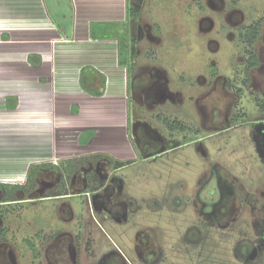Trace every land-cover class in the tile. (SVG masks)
Wrapping results in <instances>:
<instances>
[{"label":"rangeland","instance_id":"obj_1","mask_svg":"<svg viewBox=\"0 0 264 264\" xmlns=\"http://www.w3.org/2000/svg\"><path fill=\"white\" fill-rule=\"evenodd\" d=\"M8 1L0 10L17 19L0 18V33L10 29L17 51L45 46L56 59L46 83L28 75L39 91L33 101L0 110V182L24 183L33 163L57 168L41 169L30 193L0 203V264H264V0H129L139 13L123 37L129 96L126 80L121 93L109 88L101 98L109 117L78 87L84 119L51 79L62 87L66 73L91 61L126 69L119 42L55 45L29 0ZM39 1L72 36V0ZM85 44L90 54L78 50ZM93 127L97 136L83 143L80 133ZM126 131L135 155L115 169L97 146L117 147Z\"/></svg>","mask_w":264,"mask_h":264},{"label":"crops","instance_id":"obj_2","mask_svg":"<svg viewBox=\"0 0 264 264\" xmlns=\"http://www.w3.org/2000/svg\"><path fill=\"white\" fill-rule=\"evenodd\" d=\"M8 2L10 3V0ZM72 2H73V7L75 9L74 24H73L74 28L72 30L73 32L72 36H62L60 34V32L48 19L44 10L43 2L41 4L39 0H29L28 5L29 8L36 7L39 10L37 11V13L43 18L42 21L43 24L45 25L44 30L46 31L47 34H49V36L53 39V41H55V45L60 38L65 39L67 42H73V41L78 42L81 40L109 42L111 44L114 41L119 42L116 38H106V39L92 38L91 24L93 22L121 23L125 21L127 19V11H128L127 7L129 0H72ZM124 10L125 12H123ZM3 15L5 17H1ZM97 15L99 17H97ZM16 17L17 16L14 11H11L9 9L6 12L0 10V18H12L11 20H14L17 19ZM9 32L10 29L8 30L4 29L3 32L0 33V38H5V40H2L3 42L0 43V92L4 93V97L2 99L0 98V110L16 111L23 109L26 105V102L33 101V99H35V98L31 99L30 96L32 97V95H38L39 91L32 90L31 83L33 82V80H31L32 77L28 79L29 78L28 75L29 76L33 75V79H35V85L36 83H46V81H48L47 80L48 75L52 76V69H53V65H55L54 61L56 59L55 58L56 51L53 49H49L48 47L45 46H36V45L27 46V48H25L23 52L17 51V48L13 44L9 43L10 41L6 39L7 37H9ZM72 46L73 45L71 46L69 45V48L66 47L65 49L62 50L63 57L65 53L71 52L70 49L73 48ZM78 48L79 51L87 48V53L90 54L89 45L87 44H85L84 46L80 45ZM106 48L111 49L113 48V46L110 45L109 47L107 46ZM17 53H20L19 57L16 56ZM117 57L119 64V47H118ZM17 58H18V62L22 65L23 69L21 70L25 71L24 77L20 75L17 76L18 72L14 66L15 63L17 62L16 60ZM102 65L103 64L91 61L87 64H83L77 71V74L71 72V76H70V73H66L67 76L65 75V78H63V80H65L64 84H66V80L68 81L67 84L68 86L67 85L63 86L64 85L63 84L62 87L61 86L55 87V81L51 79V85L54 86V90L66 89L65 90L66 92L72 94L73 97L72 99L74 100V104L71 106L70 112L73 115L81 112L80 115L83 116L84 119V111L85 114H87L86 109L84 110V108L80 107L82 106L81 101L83 100L84 97L80 93L79 88H81L86 93L90 94L92 97L97 98L96 102H98V105L101 108L99 110H102V112L103 111L106 112V114L109 115V117L112 115V113L109 112L112 111L109 108L110 103H108L106 99H101L107 95L109 88L110 87H111L110 89L115 88V93H117L116 89L119 91V93H121V89L124 85V81L126 80L128 96H129V88L131 86L129 82L130 72L127 69V67L119 64V66L125 67L126 69H116L115 65H113L112 67L114 69H104ZM104 79L106 80V90H104L105 86L103 85ZM98 84L100 85V87H98ZM46 86L50 87V85L48 84ZM96 91H103V94L95 95L94 93H96ZM128 96H127V106L130 103L129 102L130 99L128 98ZM14 98L18 99V102L16 104ZM37 100H34V102H38ZM84 106L85 105H83V107ZM128 112H129V108H128ZM119 114H120L119 116H122L121 111L119 112ZM91 118L93 117L90 118L85 117V120L88 121ZM93 119L97 120L98 118L95 117L94 115ZM96 136H97V128L90 130L84 129L80 133L81 141L87 144L88 143L91 144V142H93ZM127 137L128 138L126 139V137L121 136L119 141L116 140L118 141L117 147H112L113 146L112 143L109 142L106 143L108 144L107 146L103 144L97 146L96 151L103 152L107 156L114 159L131 160L135 155L134 153L135 151L129 139L128 132H127ZM33 164H42V163H33Z\"/></svg>","mask_w":264,"mask_h":264},{"label":"trees","instance_id":"obj_3","mask_svg":"<svg viewBox=\"0 0 264 264\" xmlns=\"http://www.w3.org/2000/svg\"><path fill=\"white\" fill-rule=\"evenodd\" d=\"M127 21L125 23H118V22H93L91 24V37L95 39H106V38H116L119 41V64L122 66L127 67L129 72L133 71V67L130 64L129 60V51L126 50L124 47L125 38L126 41L129 40L127 36V32L129 31V24L130 20H136L139 17V13L135 11L131 5L128 3L127 7ZM120 24V25H119ZM115 25L117 26L115 28ZM111 26H114L112 30H110ZM124 26V36L119 32V27ZM120 34V35H119ZM122 36V37H120ZM247 38L250 42H252L258 36V29L257 27H253V30L250 31L247 35ZM124 37V38H123ZM253 63L252 65H256L258 57L257 54L253 53ZM103 85L106 86V80H103ZM95 95H102L103 91H96ZM15 104L18 102L17 98H14ZM132 161H120L118 162V166H123L126 164L131 163ZM43 168H57L56 165L51 163H42V164H32L29 168L27 173V177L24 183H4L0 182V191L3 190V195L0 197V203L2 202H13L17 201V192L22 191L24 194L30 193L31 190L35 187L34 178L37 177L39 171ZM56 195V194H53Z\"/></svg>","mask_w":264,"mask_h":264},{"label":"flooded vegetation","instance_id":"obj_4","mask_svg":"<svg viewBox=\"0 0 264 264\" xmlns=\"http://www.w3.org/2000/svg\"><path fill=\"white\" fill-rule=\"evenodd\" d=\"M113 161H114V166H113V168L115 167V169H119V168H122L123 166H125V165H123V166H118V162H120V161H133V160H119V159H114L113 158ZM113 168H112V170H113ZM50 169V168H49ZM112 172V171H111ZM110 172V173H111ZM109 173V174H110ZM94 181H96V178L94 179ZM86 184H85V186L87 185V181L85 182ZM61 195H66V196H71V194H69V193H66V194H62V193H56V195H54L55 197H59V196H61Z\"/></svg>","mask_w":264,"mask_h":264}]
</instances>
